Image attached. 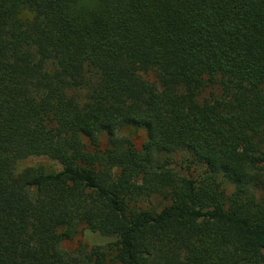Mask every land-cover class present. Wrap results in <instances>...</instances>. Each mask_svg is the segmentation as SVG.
<instances>
[{
	"label": "trees",
	"instance_id": "obj_1",
	"mask_svg": "<svg viewBox=\"0 0 264 264\" xmlns=\"http://www.w3.org/2000/svg\"><path fill=\"white\" fill-rule=\"evenodd\" d=\"M0 264H264V0H0Z\"/></svg>",
	"mask_w": 264,
	"mask_h": 264
},
{
	"label": "rangeland",
	"instance_id": "obj_2",
	"mask_svg": "<svg viewBox=\"0 0 264 264\" xmlns=\"http://www.w3.org/2000/svg\"><path fill=\"white\" fill-rule=\"evenodd\" d=\"M128 135L134 134L133 135V141L136 145L137 148H141L143 143L146 140V135L144 132L140 131V132H134L132 130H128V132L126 133ZM28 167H44L46 168L47 171H59L61 169L60 165L57 164L54 161H51L48 158H31L28 160H25L23 162H21V164L19 165L20 169H25ZM156 204V203H155ZM101 240L96 234H92V233H84L83 236L79 237L78 239H75L72 242H66L63 244V247L68 250V251H73L75 250L80 242H87V243H94L96 242V240Z\"/></svg>",
	"mask_w": 264,
	"mask_h": 264
}]
</instances>
